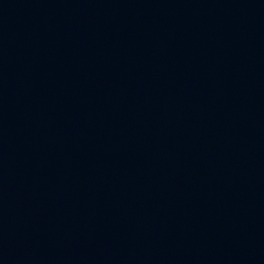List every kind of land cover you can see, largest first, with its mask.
<instances>
[{
	"label": "water",
	"instance_id": "1",
	"mask_svg": "<svg viewBox=\"0 0 264 264\" xmlns=\"http://www.w3.org/2000/svg\"><path fill=\"white\" fill-rule=\"evenodd\" d=\"M0 264H264V0H0Z\"/></svg>",
	"mask_w": 264,
	"mask_h": 264
}]
</instances>
